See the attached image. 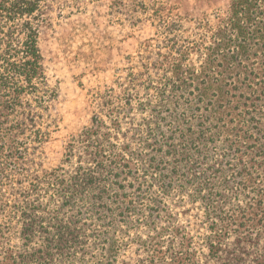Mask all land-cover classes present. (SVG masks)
<instances>
[{"label": "trees", "instance_id": "trees-1", "mask_svg": "<svg viewBox=\"0 0 264 264\" xmlns=\"http://www.w3.org/2000/svg\"><path fill=\"white\" fill-rule=\"evenodd\" d=\"M42 2L0 0V120L13 116L0 121L3 134H24L29 108L47 101ZM192 47L201 54L197 67L175 57V207L185 196L199 203L201 243L171 212L163 175L139 173L119 151L104 153L105 125L94 117L76 140L86 166L51 170L42 185L0 204L3 229L8 218L19 225L16 247L1 245L0 230V264H118L129 230L142 227L145 240L134 233L145 254L139 264H239L245 247L264 251V0H230L208 43ZM13 150L16 159L0 157V187L28 149L21 142Z\"/></svg>", "mask_w": 264, "mask_h": 264}, {"label": "rangeland", "instance_id": "rangeland-1", "mask_svg": "<svg viewBox=\"0 0 264 264\" xmlns=\"http://www.w3.org/2000/svg\"><path fill=\"white\" fill-rule=\"evenodd\" d=\"M229 4L230 0H43L38 48L47 101L42 109L29 108L33 119L25 121L24 134L0 133V157L4 153L8 160L16 159L13 149L21 142L28 149L17 161L20 167L8 172L13 180L0 187V204L17 199L31 183L42 185L51 170L63 167L73 172L78 164L86 166L85 144L76 140L97 117L105 125L99 134L104 153L119 151L139 173L156 169L163 175L170 191V199L163 196L166 203L200 242L205 224L199 203L185 196L175 207V57L187 68L197 67L201 54L192 45L208 43ZM30 132L39 140L34 141ZM6 219L0 216L1 245L16 247L14 231L19 225L8 218V228L3 229ZM129 231L131 241L122 248L118 264H139L145 257L134 235L136 231L145 240V228ZM262 246L245 247L239 264H264L252 262L264 255ZM200 260L204 262L202 256Z\"/></svg>", "mask_w": 264, "mask_h": 264}]
</instances>
